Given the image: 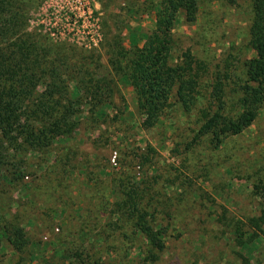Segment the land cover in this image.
<instances>
[{
    "label": "rangeland",
    "instance_id": "rangeland-1",
    "mask_svg": "<svg viewBox=\"0 0 264 264\" xmlns=\"http://www.w3.org/2000/svg\"><path fill=\"white\" fill-rule=\"evenodd\" d=\"M199 1L195 24L177 16L174 57L189 47L214 76L235 68L225 87L230 96L243 78L242 63L254 56L247 43L250 0ZM24 2L25 40L1 22L0 48L11 47L12 56L28 52L26 66L34 64L33 46L68 52L67 60L52 53L41 62L34 95L52 83L67 86L63 102L74 100L76 109L45 148L3 145L0 264H245L244 258L264 264V223L258 231L250 222L264 209V102L247 128L218 143L198 135L197 109L183 113L177 104L154 127H143L115 66L154 26L155 11L145 7L150 0H86L96 21L83 26L65 19L78 0ZM75 77L111 79L112 92L94 107L73 88ZM128 193L162 228V251L150 250L134 227L132 204H121ZM16 227L25 232L21 249L9 241ZM254 231L255 243L244 244Z\"/></svg>",
    "mask_w": 264,
    "mask_h": 264
},
{
    "label": "trees",
    "instance_id": "trees-1",
    "mask_svg": "<svg viewBox=\"0 0 264 264\" xmlns=\"http://www.w3.org/2000/svg\"><path fill=\"white\" fill-rule=\"evenodd\" d=\"M21 2L0 0V13L4 14L0 23L6 24L10 33L19 40L24 38L22 31L26 23L23 12L25 2ZM145 7L149 12L150 9L155 11L154 26L144 33L141 45H138V40L132 41L131 50L122 55L115 66L131 87L137 111L142 117L141 125L154 127L166 110L177 104L183 113L194 112L195 109L200 113L199 136H209L218 143L224 136L241 133L255 120L264 102V0H250L247 43L254 56L242 63L243 78L236 82L230 96L226 94L225 87L232 83L231 73L235 68L227 67L214 76L206 61L193 54L189 47L174 57L177 16L182 13L186 22L195 24L200 1L150 0ZM33 48L34 64L27 66L25 59H29L28 52H21V57L12 56L11 47L0 48V181L6 164L4 143L22 141L33 148H45L64 133L63 125L70 121L76 109L74 100L63 102V97L68 94L67 86L52 83L40 94L34 95L40 80L37 73L41 62L52 53L65 60L70 54L60 49ZM53 71H56L55 67ZM43 73L44 70L40 69V74ZM73 81V88L93 100L94 107L105 102L112 92L111 79L90 81L75 77ZM202 96H206L205 101L197 108L198 99ZM74 124L71 122V126ZM132 201L128 193L121 204L127 208L132 204L134 227L146 238L150 250L162 251L165 247L162 228L151 225L149 213ZM262 215L250 220L258 231H261L260 224L264 223V209ZM11 234L10 243L15 249H21L26 244L24 230L16 227ZM257 236L256 231L249 232L244 244H254ZM150 259L154 261L156 257L152 254ZM244 259L245 264H251L249 259Z\"/></svg>",
    "mask_w": 264,
    "mask_h": 264
},
{
    "label": "built area",
    "instance_id": "built-area-1",
    "mask_svg": "<svg viewBox=\"0 0 264 264\" xmlns=\"http://www.w3.org/2000/svg\"><path fill=\"white\" fill-rule=\"evenodd\" d=\"M65 19L69 21L67 22V25H76L80 22L81 26H83L86 21L85 19L93 23L96 21V18L93 17L92 10L87 5L86 0H78L77 5L68 7V14ZM62 31H64V28H62Z\"/></svg>",
    "mask_w": 264,
    "mask_h": 264
}]
</instances>
